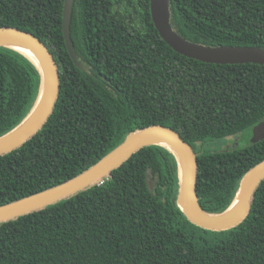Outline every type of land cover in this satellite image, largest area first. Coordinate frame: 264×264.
I'll use <instances>...</instances> for the list:
<instances>
[{"label":"trees","instance_id":"obj_1","mask_svg":"<svg viewBox=\"0 0 264 264\" xmlns=\"http://www.w3.org/2000/svg\"><path fill=\"white\" fill-rule=\"evenodd\" d=\"M64 0H0V27L37 37L57 65L59 93L42 128L0 157V206L86 170L132 132H178L197 154L201 209L222 213L244 174L264 159V139L210 152L198 145L264 120V65L203 63L159 36L150 0H74L73 57L62 31ZM183 39L264 49V0H169ZM77 64H81L78 67ZM40 73L0 47V136L28 115ZM174 156L151 145L97 184L0 223V264H264V179L236 227L210 231L177 207Z\"/></svg>","mask_w":264,"mask_h":264},{"label":"water","instance_id":"obj_2","mask_svg":"<svg viewBox=\"0 0 264 264\" xmlns=\"http://www.w3.org/2000/svg\"><path fill=\"white\" fill-rule=\"evenodd\" d=\"M168 1L150 0V15L159 36L175 52L203 63L264 65V49L258 47H209L183 39L170 25ZM73 3L74 0H64L62 31L66 48L75 57L69 29ZM6 43H15L26 47L35 55L38 64L24 53L7 46ZM0 47L9 48L22 54L33 63L40 73V86L33 108L17 127L0 136L1 157L22 146L42 128L52 113L58 97L59 74L48 48L28 32L12 27H0ZM77 65L81 67V64ZM263 139L264 120L252 128L250 143H257ZM161 142L168 147L161 145ZM151 145L163 147L174 156L179 179L176 204L193 225L210 231H225L236 227L246 218L250 211L253 193L264 179V159L251 167L242 177L233 197L238 201L237 207L226 213L229 205L222 213L209 214L201 209L196 195L197 154L180 137L178 132L169 127L151 125L129 133L118 146L73 178L49 189L1 205L0 223L39 211L99 183L134 153Z\"/></svg>","mask_w":264,"mask_h":264},{"label":"rangeland","instance_id":"obj_3","mask_svg":"<svg viewBox=\"0 0 264 264\" xmlns=\"http://www.w3.org/2000/svg\"><path fill=\"white\" fill-rule=\"evenodd\" d=\"M252 136V129H245L236 135H233L231 137L219 139L216 141H211L207 142L205 145L201 146L198 145L196 147L197 151H205V152H210V151H215V150H221L225 149L226 147L232 146L236 147H243L248 142H250Z\"/></svg>","mask_w":264,"mask_h":264},{"label":"bare ground","instance_id":"obj_4","mask_svg":"<svg viewBox=\"0 0 264 264\" xmlns=\"http://www.w3.org/2000/svg\"><path fill=\"white\" fill-rule=\"evenodd\" d=\"M6 45L24 53L25 55H27L28 57L33 59L38 64V61H37L35 55L30 50H28L26 47H23L21 45L15 44V43H6ZM25 121H27V120H25ZM161 145L168 147V145H166L162 142H161ZM237 205H238V201L235 198H233L229 208L226 210V213L233 211L237 207Z\"/></svg>","mask_w":264,"mask_h":264}]
</instances>
